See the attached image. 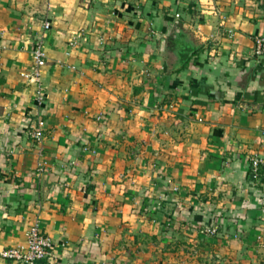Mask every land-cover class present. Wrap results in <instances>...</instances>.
Returning a JSON list of instances; mask_svg holds the SVG:
<instances>
[{
	"label": "crops",
	"instance_id": "0c3cea01",
	"mask_svg": "<svg viewBox=\"0 0 264 264\" xmlns=\"http://www.w3.org/2000/svg\"><path fill=\"white\" fill-rule=\"evenodd\" d=\"M258 36L264 0H0V250L39 220V264H264Z\"/></svg>",
	"mask_w": 264,
	"mask_h": 264
},
{
	"label": "built area",
	"instance_id": "2783aa9c",
	"mask_svg": "<svg viewBox=\"0 0 264 264\" xmlns=\"http://www.w3.org/2000/svg\"><path fill=\"white\" fill-rule=\"evenodd\" d=\"M45 30L52 27L50 21L43 24ZM254 53L257 56L264 55V37H256ZM34 67L27 77L31 80L39 81L41 68L46 64V53L44 49V38L38 40L34 50ZM38 96L42 100L43 94L39 87ZM44 120L38 117L36 125L31 133L39 146H43L45 140ZM251 174L254 180H264V157L255 155L250 159ZM205 233L214 235L218 227L204 230ZM55 243L51 235L45 233L39 220H36L28 230V243L26 246L6 247L0 250V259L13 261L17 264H39L41 261L54 256Z\"/></svg>",
	"mask_w": 264,
	"mask_h": 264
}]
</instances>
